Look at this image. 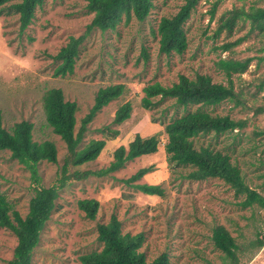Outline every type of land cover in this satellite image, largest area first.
Here are the masks:
<instances>
[{"label": "rangeland", "instance_id": "rangeland-1", "mask_svg": "<svg viewBox=\"0 0 264 264\" xmlns=\"http://www.w3.org/2000/svg\"><path fill=\"white\" fill-rule=\"evenodd\" d=\"M216 0H199L184 24L187 48L182 54L160 53L156 27L161 17L174 14L184 0H153L154 7L142 22L122 18L114 30H91L79 47L73 70L64 76H54L57 62L50 57L63 47L70 36L86 32L92 18L86 0H43L35 9L31 23L20 32L17 15L0 14V110L6 128L15 122L32 123L34 141L51 140L57 149L55 163L43 161L37 165L39 185L58 188L55 208L43 228L40 241L34 248L31 264H77L78 256L100 249L97 225L106 223L115 215L122 233H143L140 247L147 262L162 253L169 264H235L224 258L214 247L212 228L223 226L234 237L236 264H264V245L258 249L257 240L264 237V208L253 204L243 207L242 196L216 178L195 181L184 177L190 168L169 164L166 160L164 124L173 116L172 109L161 113L169 102L150 110L140 105L142 88L149 83L170 85L178 75L193 77L206 74L214 82L226 84V78L214 65L218 56L214 45L222 37L213 39L217 18L233 7L264 6V0H221L215 9V18L209 20L208 10ZM247 28L233 33L231 39L242 35ZM264 43V36L250 38L234 48V56L255 55ZM253 49L248 50V46ZM264 74V63L256 68L249 65L240 79L233 76L235 85H246ZM122 83L124 93L95 114L87 126L82 145L91 139H103L105 144L95 160L73 164L66 168L67 178L60 186L61 166L67 155L64 142L47 125L41 98L50 88H60L66 100L77 104L76 128L93 104L99 87ZM245 88V87H244ZM247 103L251 100L243 95ZM129 101L130 117L112 124L115 109ZM261 103V97L255 105ZM214 113L232 118H247L246 127L239 133H228L216 141L210 136L197 138L196 145H211L227 151L231 161L241 171L245 183L264 197V113L252 115L241 107L231 108L223 102L210 108ZM180 111V109H178ZM116 130L117 133L114 131ZM255 132V134H254ZM156 135L159 139L155 153L135 158L113 172L99 174L112 161L113 151L127 146L135 134ZM151 170L133 183H125L138 169ZM74 172L86 173L84 176ZM160 185L162 195H147L137 184ZM34 182L30 172L0 151V192L22 216L33 195ZM98 201L96 217L90 220L78 208L80 199ZM16 238L12 232L0 228V264L11 259Z\"/></svg>", "mask_w": 264, "mask_h": 264}, {"label": "trees", "instance_id": "trees-1", "mask_svg": "<svg viewBox=\"0 0 264 264\" xmlns=\"http://www.w3.org/2000/svg\"><path fill=\"white\" fill-rule=\"evenodd\" d=\"M199 0H184L178 10L170 15L160 18L156 34L158 37V50L163 54H182L187 48V36L184 29L185 22ZM221 0L211 3L208 10L209 20L215 18V9ZM261 1V0H260ZM43 0H0V14L17 15L19 31L22 32L34 18L35 9ZM86 8L92 13L86 32L77 37L70 36L67 43L59 51L51 55L57 62L54 76H64L73 70L79 47L86 33L98 29L100 31L114 30L122 18L126 21L135 18L144 21L154 7L153 0H86ZM246 31L231 39L233 33L243 29ZM222 37V42L213 46L215 51L225 53L218 56L214 65L226 78V84L212 81L206 74L196 73L193 77L178 75L177 81L170 85L159 82L146 84L142 88L143 96L140 99L142 108L150 110L162 102L169 103L162 108L164 113L170 108L173 116L164 124L166 142L164 151L169 164L178 167L190 168L184 175L189 180H205L216 178L227 184L235 196H242L241 205L249 207L257 204L264 208V197L250 188L244 181L240 168L231 161L230 154L225 150L214 148L210 140L216 141L219 137L235 132H241L247 125V118H232L228 114H218L211 111L223 102L231 104V108L241 107L252 111V115L264 113V74L246 85H235L233 76L240 79L241 74L247 71L252 61L256 68L264 63V43L257 49L255 55L237 58L234 48L247 41L250 36H264V6L233 7L223 12L217 18V24L212 31L215 40ZM248 50L253 46H248ZM245 87V88H244ZM125 91L122 83L108 84L99 87L94 95L93 104L88 112L81 118L76 128L77 104L66 100L60 88H50L44 92L41 104L47 125L52 132L59 136L67 149V155L61 169L60 186L67 178L66 168L69 162L82 164L96 159L105 141L91 139L81 146L88 124L97 112L111 101L117 100ZM246 94L251 100L243 97ZM261 103L255 105L257 97ZM180 109V111H178ZM132 106L129 101L120 104L114 111L112 124L118 125L130 117ZM33 125L27 120L15 122L6 128L2 122L0 110V151H7L9 158L23 165L34 182L33 195L29 198L27 212L22 216L6 200L0 192V228L12 232L16 238L11 259L7 264H31L34 248L40 241V235L55 208L58 197V188L55 185H39L40 177L37 165L43 161L55 163L57 161L56 145L51 140L34 141L32 138ZM115 133L116 130L114 131ZM264 130L260 133H263ZM255 134V132H254ZM210 136L207 145H196L197 138ZM159 139L156 135L133 136L127 146L117 147L112 155V161L102 168L99 174H106L120 169L126 162L135 158L155 153L158 149ZM151 170V166L140 168L125 183H133ZM79 176L86 173L74 172ZM139 191L147 195H162L160 185L137 184ZM78 208L85 217L93 220L96 217L98 201L95 199H80ZM211 239L215 248L220 250L224 258L237 263L236 250L238 245L234 237L221 225L212 228ZM143 233H122L121 223L115 215H111L106 223L97 225V242L101 248L82 253L78 256L77 264H169L166 253H162L150 262L140 251L143 243ZM264 245V237L257 240V247Z\"/></svg>", "mask_w": 264, "mask_h": 264}]
</instances>
